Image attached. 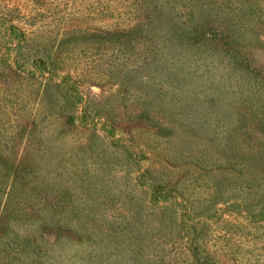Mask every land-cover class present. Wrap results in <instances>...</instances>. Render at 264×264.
Masks as SVG:
<instances>
[{
  "label": "rangeland",
  "instance_id": "obj_1",
  "mask_svg": "<svg viewBox=\"0 0 264 264\" xmlns=\"http://www.w3.org/2000/svg\"><path fill=\"white\" fill-rule=\"evenodd\" d=\"M31 1L23 0V3ZM38 1L56 17L45 30L60 40L49 55L51 58L57 55V62L73 45L89 48L87 39L94 37L87 33L93 32L87 26L98 27L94 29L99 31L100 27L112 25L105 22L117 20L135 25L143 21L147 7V3L140 0ZM239 11L237 9L236 13ZM227 14V18L233 19L232 27L246 32L245 40L240 42L247 48L249 61L264 64V42L257 44V36L264 39V15L248 22V14L238 16L245 20L234 18L231 12ZM174 19L184 22V26L191 25L189 16L174 15ZM45 22L40 21V25ZM2 27L0 23V31ZM207 31L208 35L212 32ZM164 52L166 55L160 63L156 62L161 72L145 65L136 73L130 64L129 69L114 64L112 59L102 56V51L101 55L78 50L75 55L68 53L72 57L67 64H61L62 71L76 69L78 89L84 96L75 105L69 99L74 97V89L63 96L61 90L66 86L59 87L34 75L9 69L8 61L1 59L0 54V154L2 149L7 154V149L21 150L30 143L29 152L41 156L43 141L53 135L52 153H59L58 160L70 169L67 175L62 173L60 177L54 173L48 177V183L42 184L51 186L53 194L67 191L71 195L67 198V202L71 200L68 206L63 201L62 213L59 209L54 213L53 209L47 215L54 218L53 227L60 226L62 232L47 234V226L38 222L40 219L14 221L10 215L4 217L1 227L11 228L12 233L22 236H36V239L29 244L31 248L17 255L14 252L17 242H11L8 247L0 237L2 261L9 259L13 264H192L189 254L184 255L181 249L184 244L198 242L215 255L216 264H264V228L248 224V219L240 212L249 207V201L253 204L249 194L238 188L230 192L208 187L209 181L221 175H229L226 181L237 182L236 178L247 177L241 167L238 170L226 167L227 171L214 167L223 159L220 151L226 140L225 132L215 133L211 128L218 124V118L227 121L237 115L240 95L260 91L253 85L252 89L245 83L234 84L228 76L231 70L226 73L223 67L213 69L209 78L207 70L203 78L193 77L191 72L197 64H202L203 69L206 64H213L206 53L195 47L191 46L188 53L182 54L176 53L174 48L164 49ZM137 56L133 53L130 60L137 63L132 65L140 63ZM173 58L182 63L181 78L174 73ZM129 70L130 77L136 79L129 85L121 84L120 73L123 71L125 76ZM144 75L150 77L154 93H149L147 87L141 94L137 86L135 92L138 93L133 95V86L141 82ZM162 75L168 78H164L166 86L161 85L162 93L170 91L171 96L159 101L156 80ZM170 77H175V82H168ZM213 77L219 86L209 85ZM207 93L216 101H210ZM139 104L155 105L168 113H147L143 116L146 123H141L135 120L136 113H130ZM153 109L151 107V112ZM165 116L169 123L164 127L157 120ZM223 123L224 120L220 122L222 128ZM10 160L14 161L13 157ZM215 172L218 174L213 175ZM141 173L144 174L139 177ZM139 182L152 188L153 194H148L141 185L138 187ZM233 197H238L237 203L242 201L236 208Z\"/></svg>",
  "mask_w": 264,
  "mask_h": 264
},
{
  "label": "trees",
  "instance_id": "obj_2",
  "mask_svg": "<svg viewBox=\"0 0 264 264\" xmlns=\"http://www.w3.org/2000/svg\"><path fill=\"white\" fill-rule=\"evenodd\" d=\"M146 2L147 7L144 13L143 21L135 25L130 24V21H112L105 22L106 28H99L96 31L94 28L87 26V29H93V32H87L89 36L88 44L83 47L82 44L73 45L71 49L66 50V55L61 56L60 61L57 62V55L53 58L49 57L52 52L53 45L60 41L58 36L48 34L45 30L47 25H52L55 22V16L49 14V10L42 6L38 0H32L31 3L25 4L23 0H0V23L3 27L0 31V54L1 59L8 61V67L14 68L19 73H27L34 75L37 78L53 82L62 88L61 93L66 96L70 89H74L73 104H77L83 99L81 91L78 89L79 74L76 69L62 71V65L67 64L68 60L74 53H91L106 56L112 59L116 65H123L124 68L129 69V64L133 67V72L136 73L145 65L150 69L160 71L157 63L166 55L164 49L176 50V53H188L191 46L195 47L201 53H206L212 59L213 64H206L203 69L202 64H197V68L192 71L195 78H203L207 70V78L209 73L217 67H223L232 77V82L236 85L245 83L253 89L251 85L256 87L259 92L251 93V91L243 96H239L241 105L236 106V116L231 117L227 121L218 118V124L211 128L215 133L225 132L224 149L220 151L221 157L218 165L214 167L218 171H227L229 167L238 170L239 167L247 172V177L242 178L239 182L233 180L226 181L229 175L218 176L215 180L208 182V187L220 189H227L232 192L234 189H240L249 194L253 204L250 201L242 213V217L248 219V224L252 223L256 226L264 224V64H256L253 60L249 61L247 48L243 45L245 30L232 27V18H227V12H231L234 18L239 15H247V21L252 22L257 16L264 15V0H140ZM50 9V8H49ZM240 9L239 13L236 10ZM174 15L189 16L191 17V25L184 26V22L180 23L174 19ZM54 16V17H52ZM245 20L244 17H238ZM40 21H46L40 25ZM102 26V25H101ZM254 30V25L252 26ZM208 29L212 32L208 35ZM88 31V30H86ZM213 34V36H212ZM257 41L263 43L264 39L257 36ZM256 46V45H255ZM58 49V47H57ZM89 49V50H87ZM134 55L139 57L140 63L130 59ZM73 55V56H74ZM77 57V56H76ZM101 57V56H100ZM225 59V60H224ZM115 61V62H114ZM167 61V59H165ZM98 63L97 61H93ZM157 62V63H156ZM220 63H224L221 66ZM49 64V65H48ZM62 64V65H61ZM171 64L174 67V73H177L181 78L182 63L173 58ZM151 69V70H152ZM87 73V72H86ZM119 76H122L121 84L127 83L136 77H130V70L127 75L123 76V71ZM144 75L143 80L135 83L133 86V95L138 91L143 94L148 87L149 93H154V89L150 80ZM166 76L162 75L160 80L157 81V88L155 89L156 96L159 101L165 96H171V92H163L161 85L166 86ZM170 77L168 82L173 83L176 79ZM186 76L185 79H187ZM211 86H219L218 81L213 77L209 83ZM140 89L135 92L136 87ZM71 94V92H70ZM210 96V101H216L214 96ZM82 102V101H81ZM189 103V101H188ZM139 104L130 113H136L135 120L141 123L147 116V113H168L167 110L161 111L162 108L150 105L153 107L144 106ZM160 109V110H159ZM165 119L157 120L162 123L164 127L169 123L168 117ZM150 118V116H148ZM152 119V118H151ZM209 119H212L210 116ZM224 120L223 127L220 122ZM29 140L32 138L29 136ZM134 140V139H133ZM54 143V137L42 143V155H34L29 152L30 147L21 150L7 149L8 153L5 154L2 149L0 154V237L4 243L9 247L11 242H17L14 252L20 255L21 252L29 246L31 242H35L36 236H22L19 233H12V229H4L2 223L4 217L10 215V219L14 221L32 220L40 221L44 226H47L48 233L51 235L54 231L62 232L60 226L53 227L54 218H48L47 215L54 210L58 209L62 213L64 208L63 201L66 203L69 192H56L53 194V188L42 184L44 181L48 183V177L54 175L60 177L62 173H67L70 169L67 164L58 160L59 153L53 154L50 143ZM134 142L139 143L137 140ZM140 144V143H139ZM143 145V144H141ZM144 146V145H143ZM40 149V148H38ZM6 150V148H5ZM228 151V152H227ZM13 157L14 161L10 158ZM223 160V161H222ZM151 165L153 161L150 162ZM144 173H141V177ZM215 172L213 175H217ZM67 175V174H66ZM59 182V181H58ZM58 182H56L58 184ZM199 182V181H198ZM138 187L141 185L148 194L152 193L148 185L142 183L136 184ZM69 186H66L68 189ZM149 188V189H147ZM211 189V190H212ZM71 196V195H70ZM75 201V199H73ZM235 200V208L240 203H237L238 197H233ZM71 200L66 204L68 206ZM246 202V201H245ZM57 207V208H56ZM264 237V236H262ZM35 247V246H34ZM35 249V248H34ZM181 252L187 256L189 254L192 264H216L217 258L215 255L203 247L198 242L184 244ZM8 256V255H7ZM6 255L4 256V258ZM189 259V258H188ZM1 264H13L12 261L1 260ZM219 263V261H218Z\"/></svg>",
  "mask_w": 264,
  "mask_h": 264
}]
</instances>
